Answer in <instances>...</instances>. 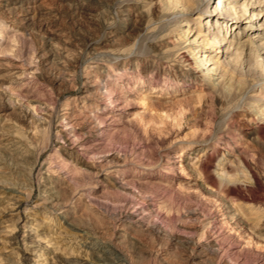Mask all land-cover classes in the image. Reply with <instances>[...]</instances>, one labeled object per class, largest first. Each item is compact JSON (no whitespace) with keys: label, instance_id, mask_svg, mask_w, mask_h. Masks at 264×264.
<instances>
[{"label":"rangeland","instance_id":"1","mask_svg":"<svg viewBox=\"0 0 264 264\" xmlns=\"http://www.w3.org/2000/svg\"><path fill=\"white\" fill-rule=\"evenodd\" d=\"M191 1L194 4L197 0ZM243 1L238 0L239 11L242 10ZM188 2L182 0L179 6L169 7L161 0H0V108L11 103V109L6 112L7 122L9 127H13L17 134L21 133L20 136L24 139L26 134L23 132L30 125L25 123L21 116L26 104L31 103L39 107V121H42L34 124L37 133L34 136L37 141L35 154L29 151L20 157L18 153L0 152V185L19 191H10L7 194V190L1 191L0 188V226L12 225L20 229L21 225L26 223L37 230L32 240L45 241L44 237L49 240L57 237L56 241L62 245L63 253H55L54 256L48 251L41 253L50 258L51 264H66L65 262L74 260L80 264H89L92 258L100 257V254L84 252L81 247L84 236L75 227L67 225V220L61 218L63 215L75 218L77 227L94 231L103 240L108 241V238L112 240L115 216L123 213L125 209L133 212L135 220L140 223L128 225L129 232L132 230L134 236L133 233H127L125 241L119 244L115 242L114 248L123 253L121 254L127 258L125 260L128 264H162L165 258V261L171 260L167 261L169 264H211L207 252L187 262L184 259L182 243L173 242V245L169 241L171 237L184 240L186 234H189L187 228L197 224L194 219L197 213L208 220L216 218L211 234L215 239H223L226 262L264 264V235H260V239H263L260 240V245L251 246L250 251L245 249L244 242L238 241L240 237H229V226L223 227L218 223L223 217L219 201L205 194L199 186L203 175L198 169L193 172L186 170L184 173L179 164L182 158H187L193 163L194 151L202 146L206 147L205 151L200 150L203 160L209 162L211 158L215 160L214 163H217L219 158L214 154L213 148L226 145L231 150L240 152L241 148L246 146L249 161L252 162L250 167L262 182L263 190H258L256 196L264 204V146L254 145L248 139L257 137L258 128L264 125V120L259 121V115L254 113L258 107L264 108V52L257 53L256 47L261 44L257 34L251 35L250 39L247 37L249 34L239 37L242 41L247 40L243 52H236V55L232 53L223 59L222 71L224 70L225 76L234 82L230 81L232 84L228 86L229 91L197 82L198 86H204L202 88L206 91V97L184 113L181 130L177 129L172 125V118H168L178 108L169 103L165 96L177 93L171 89L174 84L178 85L180 92H186L184 90L188 89L180 85L194 83V77L187 78L191 70L177 57L179 49L186 45L185 40L181 39L178 43L174 40L187 26L196 29L197 33L206 34L204 24L214 25L209 21V16L218 4V0H207V3L201 4L200 11L186 10L181 13V9L193 8ZM246 3L244 10L247 20L244 21L247 22L252 17V11L258 9V5L255 0H248ZM251 3L253 4L250 5ZM200 20L203 25L198 29L196 22ZM261 24L262 20L257 23V27L264 29ZM210 31L207 37L212 41L216 31L212 27ZM220 32L222 36L223 33ZM227 32L235 33L236 30ZM15 65L20 66L23 71L27 70L28 75L22 83L12 78L11 73ZM95 71L118 83L112 85L119 92L117 102H113L109 96H93L88 102L81 103L79 99L85 91L84 81L89 75H95ZM164 83L169 86L162 87L168 89L162 93L160 86ZM149 84H155L157 87L150 89ZM132 89L140 90L138 93L148 94L151 98L159 96L161 108L157 110L158 114L161 111L160 116L157 117L156 111L152 112L154 115L151 113L146 119H143L146 117L144 116L140 120V99L134 95ZM126 99L130 101L127 102ZM65 102H70L71 106L75 105L76 111L80 112L82 108L85 110L79 115L80 124L72 128L66 126L65 129L70 128L73 132L58 142L57 129L66 124V121L60 122L59 117ZM93 103L109 106L117 113L111 117V114L108 115L109 111H91L88 106L94 105ZM162 113L168 116L164 119ZM97 118L98 123L95 121ZM100 119H103L104 123H100L103 121ZM147 119L148 121H145ZM142 121L146 124L151 122V126L142 124ZM161 128L163 129L160 130ZM25 141L27 142V139ZM71 141L73 144L68 145ZM233 141L237 144H233ZM239 144L241 146L238 148ZM74 168H77L78 172H74ZM45 177H48L49 183L45 181ZM50 181L53 183L50 184ZM56 191L57 200H66L63 201L64 209L68 212L64 213L63 209L51 206L54 204L51 201L55 199L51 195ZM61 191L63 193L60 195ZM86 198L90 199L93 205H86ZM235 203L239 216L249 220L250 224L252 221L256 223L260 216H264V205L259 203V200H239ZM94 206L98 211L94 210ZM105 210L106 212H103ZM154 221L162 227V234L145 230L148 228L144 226L151 225ZM255 223L251 225L255 226L256 234L258 222L257 226ZM130 235L137 243L133 244L134 241L129 240ZM89 240L92 241H87ZM242 247H245V251H240ZM24 252L25 244L21 241L11 258L17 255L19 258L25 257L27 254ZM162 252L166 257L160 255ZM0 255L6 257L3 253ZM28 258L30 260L31 257ZM32 260H22L21 264H32ZM19 261L21 262V259Z\"/></svg>","mask_w":264,"mask_h":264},{"label":"bare ground","instance_id":"2","mask_svg":"<svg viewBox=\"0 0 264 264\" xmlns=\"http://www.w3.org/2000/svg\"><path fill=\"white\" fill-rule=\"evenodd\" d=\"M181 1L182 0H161V2L167 3L169 7L179 6V4L181 3ZM188 1H189L188 2L189 5L193 3L191 0H188ZM246 1H248V0H244L242 2V4H241L242 10L239 11V6H238V3L239 2H238V0H218L217 6L214 8V10H212V12H210V16H209L210 17L209 21L210 22L212 21L214 25H212L211 23L208 26H207V23L204 24L206 26V34L203 35L202 33H197V30L196 29L194 30L193 27L191 29V28H189V26H187L186 29H184V30H182V32H180V34H179L180 36H178V38H176L174 40L175 43H178L179 41H181V39H184L185 40L184 43H186V45H185V47L179 49V53H178L177 57L184 63V66H187L189 68V70H191V71L188 70L190 72V75L191 76L187 74V78L189 77L188 79H191V78L194 77V80H193L194 83L191 82L192 84H188L187 86L180 85L181 87H183V88L185 87V89H188V90H184L186 92H184V93L183 92H180V88L177 87L178 85H175L174 84L173 87H172V85L170 87H172L171 89H173L177 93H175V94L173 93L172 95L170 94L169 96H165L166 97L165 99L168 100L169 103H172L173 105H175L178 108V109L175 110L176 112H173L172 113L170 111L172 113V116L170 115L171 117H169V118L167 117L168 119L172 118V125L174 127H176L177 129L181 130L182 122H183L182 120L185 118L184 117L185 116L184 113L187 112V111H190L193 108V105H198L206 97V91H205V89L202 88L204 86L203 85L198 86L197 85V82L198 83L199 82L200 83L203 82L204 84H207V85L209 84L211 87H213L215 89L216 88H218V89L221 88L220 90H223L225 92L226 91H229V87L228 86H230V83H231L230 81L233 82V80H230L227 76H225V73L223 72L224 70L222 71V67H223V63H224L223 62V59L228 58L232 53L235 54L236 52H238V53L239 52L240 53L243 52V49L245 48V44H246V41L247 40L242 41L239 37H243V35L245 36V35H248L249 34V36H247V37H248V39H250L249 37L251 35H256L257 34V38L259 40V43H261L260 45H258L259 43H257V41L255 40L256 43H257V45H258L256 47V50L258 51L257 53H259L260 51H263L264 52V42H263L264 41V29L263 28L261 29L260 27H257V23L260 20H262V24L261 25L264 26V0H255V2L257 3L256 5H258L256 7L258 9H256L254 12L252 11V14L249 13V14L252 15V17L250 16L251 18H250V20L248 19L247 22L244 21V19L247 20V17L245 16L246 15L245 14V10H244V7L247 4ZM203 2L207 3V0H197L194 4H192L193 8H191V9H185L186 7L185 8L183 7L185 10L181 9L180 11H181V13H183V11L185 12L186 10H188L190 12L200 11V6H201V4H203ZM252 4L253 3H251L250 5H252ZM225 7H226V9H225ZM237 9H238V11H237ZM201 25H203V21L201 22V20H200V21H197L196 22V28H198V29L201 28ZM211 27H212V29H214L216 31V34H215V36H214V38H213L212 41H210L209 40L210 38L207 37L211 33V31H210V28ZM231 27H233V28H231ZM227 30L228 31H230V30H236V32L229 34L227 32ZM219 32L220 33H223L222 36H220ZM208 40L210 42H208ZM248 42H249V40H248ZM137 45H139V44H137ZM210 46H211V48H210ZM213 48H214V51H213ZM259 56H260V54H258L257 57H259ZM244 61L246 62V60H244ZM253 61H254V59H253ZM263 61H264V58L262 59V63H263ZM226 65H227V63H226ZM13 70H14L13 73H11L13 75L12 78L14 77V80H18L19 83H22L23 80L28 75L27 70H25V69H24L25 71L21 70L20 69V66H18V65H15L13 67ZM95 75L92 74V76L89 75L88 77H86L88 79L85 80L84 81V84H83L84 87H85V91H84L83 95L80 96V99H79V100H81V103L88 102L87 100L90 99V98H93V96H100V97L109 96V98H112V101L113 102H117L119 100V97H117V94L119 92L116 91L112 87V85L113 84L116 85L118 83H116L113 80H109L108 79L109 76L104 77L103 74H101V72H96L95 71ZM122 76H123V74H122ZM196 76L199 77L200 79L197 78ZM230 78L232 79V77H230ZM263 78H264V76H263ZM132 79H134V78H132ZM176 80H178V79H176ZM12 81H13V79H12ZM128 81H129V79H127V82ZM180 82H181V80H180ZM126 84H128V83H126ZM168 86L169 85H167V83H164L163 86H160V91L162 93L165 92V90L167 91L168 89H163L162 87H166L167 88ZM149 87H150V89H153V88H155L157 86L155 84H149ZM132 90H133L132 92H134V95L137 98L140 99L139 100L140 101L139 104L141 105L140 106L141 107L140 108L141 109V112L139 111L140 113L138 114V116L140 115V117H139L140 120L144 116H146V117L143 118V119H146L147 116H150L152 112H156L157 111L156 113L158 114L159 110H157V109L161 108V105H160L161 102L159 101V96L158 97H155V98H151V96H148V94L146 95V94H143V93H141V94L138 93V92H140V90H134V89H132ZM220 90H218V92ZM11 91H13V90H11ZM144 92H146V91H144ZM224 96H226V95H224ZM160 98H164V97H160ZM37 100H39V99H37ZM128 100H127V102L130 101V100L129 101ZM31 102H33V101H31ZM70 102H65L63 104V108L61 110L62 112H61V115L59 116L61 118V121L60 122H65L66 121V124L65 125H61L60 128L57 129V135H58L57 137L58 138H56V140L58 139V142H59V140H62L64 137L66 138L69 135V133L71 134L73 132V131L70 130V128L74 127V125H76V124H80V123H78L79 120H80V116L82 115V112L85 110L84 108H82V110L80 112L79 111H76L75 110V105H73L74 106V108H73V106H71ZM10 104L3 105L0 108V152L2 154L5 153V152H7V153L8 152L9 153L11 152V153H14V154H17L18 153V154H20V157H21V155H25V153L26 152H29V151H30L31 154H33V153L35 154V150L37 148V141L34 140L35 139L34 136L37 133L35 131V127H34L35 125L34 124L39 123V122H42V121H39V120H41L40 115H39V111H40L39 110V107L37 108V105H32L31 103H28V104H26L24 106V111H23V113H22L21 116H22V119L25 121V123L30 124L28 126L27 130L25 129V131L23 132V133L26 134V139H27V142H26L25 141L26 139L21 138V136H20L21 133L20 134H17L18 132H16V130L12 129L13 127L12 128L9 127V123L7 122V118L8 117H7L6 112L11 109V105ZM19 104L21 106H23L22 103H19ZM93 104L94 105H90V106H88L86 104L88 107H91V109H92L91 111H95L97 113L100 112V111L101 112H105V111L108 112L109 111L108 115L111 114V117H114L115 114L117 113L113 108H111L109 106H106V105H103V104H99V103H97V104L93 103ZM127 104L129 106V103H127ZM127 104H125V105H127ZM214 105L212 104V106H214ZM168 108H169V106H168ZM258 108L259 109L255 110L254 113L256 115H259V116H257V117L260 118V120L258 118L259 121L264 120V108L263 107H258ZM200 109H201V107H200ZM163 111H164V109H163ZM160 114H161V111H160ZM160 114H158L157 117H159ZM163 114L164 113H162V115ZM118 115H119V113H118ZM164 115H163V118L166 117V116H168V115H166V116H164ZM88 116H89V114H88ZM92 116L93 115L91 114V117ZM84 117L85 116L83 115L82 118H84ZM88 118L89 117H87V119ZM92 118H94V117H92ZM139 118H137L138 122H140L139 121ZM150 118L151 117H149V119ZM98 119L99 118H97V120H95V121L97 122ZM100 120H103V119H100ZM145 121H148V119L145 120ZM82 122H83V120H82ZM82 122H81V124H83ZM102 122L104 123V120L103 121H100V123H102ZM142 122H143L142 124H144V123L146 124V122H144V121H142ZM154 122L156 123V121H154ZM11 124H13V123H11ZM148 124H150V125H148ZM98 125H100V124H98ZM156 125H157V123H156ZM202 125H203V123H202ZM66 126L67 127L70 126V128L69 129H65ZM146 126H151V122L150 123L148 122L146 124ZM146 126H143V127H145V129H147L148 127L146 128ZM152 126H153V124H152ZM159 126H161V125L159 124ZM159 126H157V127H159ZM36 127H38V126H36ZM154 127H155V125H154ZM162 127H164V126L162 125ZM14 128H16V127L14 126ZM95 128H98V127L95 126ZM162 129L163 128H161L160 130H162ZM158 133H161V132H158ZM22 135H24V134H22ZM205 135H207V133ZM74 136H75V134H74ZM76 138L77 137L75 136V139ZM192 139H194V138H192ZM248 139H249V142H253L254 145H260L261 147H263L264 146V125H262V126H260L258 128V136L257 137H253V138H250L249 137ZM67 140L69 141L70 138L67 139ZM71 143H72V141L69 142L68 145L71 144ZM233 144H237V143L235 141H233ZM222 146H218V147L213 148L214 154H216L217 157L219 158V160H218L217 163H214L215 160H213L211 158H210L209 162L203 160V157H202L203 154L202 153L200 154V150L201 151H205L206 150L205 149L206 147L202 146V147H200L201 149L199 148V149H196L194 151L193 158L195 159V161L193 163H191V160H188L187 158H186V160L183 159V158L179 160L180 161L179 162L180 169L183 172L184 171L186 172V170L187 171L189 170V171H192V172L194 170H196V169L199 170V172L203 175L202 181H200L201 183H199L200 184L199 186L203 189V191H204L205 194L211 195L213 198L215 197L216 200H217V202L219 201L218 203H220L219 206L222 209L221 213L223 212V217H222V220L220 222H218V223L222 224L223 227L224 226H227V227L229 226V228H230V235H229V237H232L233 238V237L238 236V238L240 237L238 241L239 242H241V241L244 242V246L246 248L245 247H242V249L240 251H242L243 248H245L247 251H250L251 246L253 247L255 245H260V240H263V239H260L261 238L260 235H264V234H262L264 232V216H262V217L260 216L257 219L258 221L256 220V223L258 222V227L256 229L258 232H256V234H255V232H254L255 226H252V225H254L255 222L252 221L251 224L252 223L253 224L251 225L249 220H245L246 218L244 219V217L243 218L240 217L239 214L236 211L237 208H236V203L235 202H237L239 200L241 202V201H247V200H250L251 199L254 202L255 201L258 202V200H259V203H262L263 204V202L260 201L261 199H259V197L257 198V196H256V194L258 193L257 191L260 190V189H262V184H261L262 182L259 181L260 179H258V177L253 172L252 168L250 167V163H252V162L249 161L248 147H246V146L244 147L243 146L241 148L242 150L239 152V150H236V151L231 150L226 145H224L225 147H222ZM237 146L239 148V146H241V145L239 144ZM257 147H259V146H257ZM33 150H34V152H33ZM262 150H263V148H262ZM196 153H199V154L196 155ZM259 153H260V151H259ZM60 155H61V152H60ZM28 156H30V155H28ZM181 156H182V154H181ZM61 159H63V158H61ZM64 159H65V157H64ZM67 161H68V159H67ZM62 163H63V161H62ZM62 163H61V165H63ZM64 165H65V163H64ZM76 169L74 170V172H78V170H76ZM80 173H81V171H80ZM195 173L197 174L196 171H195ZM201 174H199V175H201ZM198 177L199 176L197 175L196 178H198ZM47 178L45 179L46 182H47ZM47 183H49V181ZM52 183L53 182L50 181V184H52ZM0 188H1V191H4V190L6 191L7 190L6 191L7 194L10 191H12L14 193H19L18 189H16V188L14 189V188H11V187H8V186H2V185H0ZM56 193H57V191L56 192H53L52 195H51L52 198L55 197V199H53L51 201V202L54 203L51 206L52 207H56L57 209H63L64 210V213L65 212H68V210L64 209V207H65L64 202L66 200L65 201L64 200H60V199L57 200L56 199V196L57 195H55ZM62 193L63 192L61 191L60 195ZM133 197H134V195H133ZM59 198H60V196H59ZM0 200H1V197H0ZM68 200H70V199H68ZM85 202L87 203L86 205H88V204L89 205H93V203L91 202L90 199H87L86 198L85 199ZM13 205H15V204H13ZM51 206H50V208H52ZM95 206L93 208H94V210H97V208ZM78 207L79 206L77 205V208ZM235 208H236V210H235ZM103 212H106V210L103 211ZM197 214L194 215V219H195V222L197 224L194 225L191 228H187V229H189V232L187 231L189 234L188 235L186 234V238L184 240H182V239H179L178 237H171L169 239L170 243L171 244H173V242H174V244H176L178 242L179 243L180 242L182 243V245L184 246L183 252H185V254H184L185 258L184 259L187 262H191L192 260H194V259H196L198 257H201L202 253L207 252V254L209 255L208 258H210L211 264H237V262L230 263L229 261H227V262L225 261L224 255L226 256V251L223 250V247H222V240L223 239L221 241L219 239H215V237H213V235L211 234L212 233V227H214V226H212V224H213V221L216 218H213L212 220H208L206 218H203V217L199 216V214L198 215ZM150 216L152 217V215H150ZM61 218L67 220L66 221V224L67 225H71V226L75 227L81 233V235L84 236L85 240L86 239L87 240L88 239H92V241H90V240L89 241H87V240L85 241L84 240L83 243H82L83 245L81 246L82 248H84V252H87V253L89 252V253H92L93 255L100 254V257L99 258H92V261H94V262L90 261L89 264H128L126 262L127 258H125V256L122 255L123 254L122 252H121L122 253L121 254L119 252V250H116V248H114V246H115L116 243L119 244V243H122L123 241H125V238L127 236V233H133L132 230H130V232H129L130 226L128 227V225H132V224H136V223L138 224L139 223V222L136 221L137 219L135 220V218L133 216V212H131L130 210H126L125 209L123 213L115 216V218H114L115 223L113 224V228L114 229H113L112 237L110 236L112 238V240H110L108 238V241L107 240H103V238L101 236H99L98 233H96L94 231H90V230H88L85 227H79V226L77 227V224H75V218H73V217H68L66 215H63ZM208 218H209V216H208ZM155 222L156 221H154V223L152 222L153 224H151V225L144 226V227L148 228V229H145V230L146 231L149 230V232H152L154 234H162L164 232L163 229H162V227L160 225H157ZM0 223H2V222L0 221ZM76 223H78V222H76ZM256 223H255V225L257 226ZM172 228H170V229H172ZM214 230H215V228H214ZM187 232H185V233H187ZM36 233H37V230H35V228L33 226H31V225L30 226L29 225L27 226L26 223H23L21 225L20 229H17V227L12 226V225L11 226H0V254L3 253L4 255H6V257H2V255H0V264H21V263H23L22 260L23 261H31L32 258L34 259V260H32L33 261L32 264H51L50 263L51 262L50 258H48V256H45L44 257V255L41 254L42 252L48 251V253L52 254V256H54L55 253L56 254L57 253H63V250L64 249H62V247H61L62 245L60 246L59 242L56 241L57 240V237L56 238H52L53 242H52V240H49L48 238H47L48 239L47 240L46 237H44L45 238V241L44 240L43 241L42 240H35V239L32 240V238L34 237V235ZM223 234L224 233H222V235ZM133 236H134V233H133ZM133 236L130 235L129 240L134 241L133 244H135L137 242H135L136 240H135V238ZM128 237H129V235H128ZM229 237H227V238L229 239ZM2 238H5V240H3ZM21 241L25 244V252L24 253L27 254V255L25 257L23 256L21 258L18 257L19 255H17V257L15 256V257H12L11 258V255L13 254V251L16 249L17 244L19 242H21ZM240 244H242V243H240ZM117 248H119V247H117ZM255 248H257V246ZM243 251H245V250H243ZM164 252H166V251H164ZM164 252H162L160 255H162L163 257H166V254ZM154 255H156V254H154ZM203 255H205V254H203ZM28 256L31 257L30 260H28L29 259ZM85 256H86V254H85ZM19 259H21V262L19 261ZM158 259H160V258L158 257ZM165 259L163 260L164 262L162 264H169L170 262L167 263V261H169L170 259L169 260H166V261H165ZM147 261H145V262H147ZM149 261H151V260H149ZM173 261L174 260H172V263H173ZM65 263L66 264H80V262L78 263L76 260L70 261V262H65ZM141 263H143V262H141ZM148 264H150V262ZM155 264H157V263L155 262ZM185 264H186V262H185Z\"/></svg>","mask_w":264,"mask_h":264}]
</instances>
